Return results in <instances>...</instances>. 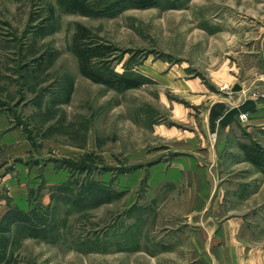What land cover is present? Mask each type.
Here are the masks:
<instances>
[{
	"label": "rangeland",
	"instance_id": "374dc122",
	"mask_svg": "<svg viewBox=\"0 0 264 264\" xmlns=\"http://www.w3.org/2000/svg\"><path fill=\"white\" fill-rule=\"evenodd\" d=\"M241 1L0 0V264H179L168 178L191 141L235 165L264 239V142L242 127L264 54L238 35L264 23Z\"/></svg>",
	"mask_w": 264,
	"mask_h": 264
},
{
	"label": "crops",
	"instance_id": "0c3cea01",
	"mask_svg": "<svg viewBox=\"0 0 264 264\" xmlns=\"http://www.w3.org/2000/svg\"><path fill=\"white\" fill-rule=\"evenodd\" d=\"M241 3L248 6V0ZM253 4L262 9L258 21L264 23V0H255ZM249 33L238 35L252 39L254 52L264 54V29ZM255 104V111L249 112L242 127L263 143L264 99ZM191 143L192 151L175 163V174L168 172L176 193L169 196L166 208L170 213L175 209V214H179V264H264V239L258 234L257 222H252L255 215L249 216L257 210V195L236 202L240 194L230 190L233 186L230 177L234 174L229 176L228 171V167L235 165H229L221 155L215 157L212 153L201 158L198 150H194V142ZM245 213V219L231 216L222 222L226 215Z\"/></svg>",
	"mask_w": 264,
	"mask_h": 264
},
{
	"label": "built area",
	"instance_id": "2783aa9c",
	"mask_svg": "<svg viewBox=\"0 0 264 264\" xmlns=\"http://www.w3.org/2000/svg\"><path fill=\"white\" fill-rule=\"evenodd\" d=\"M242 119H247V118H246V115L242 116Z\"/></svg>",
	"mask_w": 264,
	"mask_h": 264
},
{
	"label": "trees",
	"instance_id": "16d2710c",
	"mask_svg": "<svg viewBox=\"0 0 264 264\" xmlns=\"http://www.w3.org/2000/svg\"><path fill=\"white\" fill-rule=\"evenodd\" d=\"M259 161V160H258ZM261 165V164H260Z\"/></svg>",
	"mask_w": 264,
	"mask_h": 264
}]
</instances>
